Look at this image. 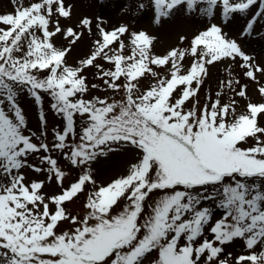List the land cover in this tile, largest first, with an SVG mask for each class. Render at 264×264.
<instances>
[{
  "label": "snow or ice",
  "instance_id": "6c2138e0",
  "mask_svg": "<svg viewBox=\"0 0 264 264\" xmlns=\"http://www.w3.org/2000/svg\"><path fill=\"white\" fill-rule=\"evenodd\" d=\"M0 264H264V0H10Z\"/></svg>",
  "mask_w": 264,
  "mask_h": 264
},
{
  "label": "rangeland",
  "instance_id": "374dc122",
  "mask_svg": "<svg viewBox=\"0 0 264 264\" xmlns=\"http://www.w3.org/2000/svg\"><path fill=\"white\" fill-rule=\"evenodd\" d=\"M84 3L87 4V0H84ZM5 8H10V0H0V10ZM177 42L178 38L175 33L162 32L159 33V40L156 47L158 50L163 51L169 45H175ZM220 71L223 72V66L220 67Z\"/></svg>",
  "mask_w": 264,
  "mask_h": 264
}]
</instances>
